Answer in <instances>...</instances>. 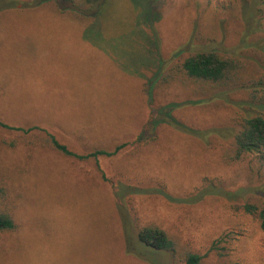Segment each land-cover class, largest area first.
<instances>
[{
    "label": "rangeland",
    "instance_id": "rangeland-1",
    "mask_svg": "<svg viewBox=\"0 0 264 264\" xmlns=\"http://www.w3.org/2000/svg\"><path fill=\"white\" fill-rule=\"evenodd\" d=\"M16 1L11 8L0 0V121L40 126L79 151L140 138L146 145L101 159L99 171L94 161L10 148L4 141L21 137L0 127V181L19 226L2 236L0 264H153L127 249L123 204L140 224H158L206 254L205 264H221L222 248L233 264H264L258 221L235 211L264 193V160L223 161L233 122L246 110L240 96L204 99L193 86L177 84L160 90L151 105L146 94L147 80L178 56L239 55L263 46L264 3L106 0L99 17L80 22ZM172 102L181 104L174 116L190 132L162 125L151 141L153 110ZM119 184L153 191L121 200ZM160 261L173 264L170 255Z\"/></svg>",
    "mask_w": 264,
    "mask_h": 264
},
{
    "label": "trees",
    "instance_id": "trees-1",
    "mask_svg": "<svg viewBox=\"0 0 264 264\" xmlns=\"http://www.w3.org/2000/svg\"><path fill=\"white\" fill-rule=\"evenodd\" d=\"M24 9H41L50 6L54 13L68 16L71 19L86 22L100 16L106 0H23ZM264 3V0H260ZM10 0L8 6L16 8L19 4ZM262 11L263 9L260 8ZM264 12V10H263ZM193 86L196 93L204 99L238 95L244 110L233 122L235 128L233 140L225 147L223 161L228 165L243 162L249 158L258 162L264 160V45L253 46L245 53L231 55L218 50L193 51L178 56L168 66H160L157 73L147 80L146 94L149 103H155L156 95L165 87L173 85ZM180 103H168L157 106L149 122L151 141L157 140L156 130L168 125L186 132L190 129L177 122L174 111ZM0 127L19 133L21 140H5L4 145L17 149L25 146L30 149L48 151L58 156L79 162L94 161L101 171L99 161L117 157L131 145H146L140 138L134 143L123 142L110 147L84 146L81 151L71 148L56 135L40 126L15 127L0 121ZM148 131V130H147ZM150 142V141H149ZM150 144V143H148ZM255 172V167L250 168ZM262 173L258 169L256 172ZM103 178H107L103 174ZM153 190L119 184L116 195L124 200L126 197L151 193ZM159 194L173 199L164 190H156ZM122 205V204H121ZM16 204L11 198L7 186L0 181V240L4 234H13L19 226L15 217ZM133 211V209H132ZM235 211L243 212L258 221L264 232V193L250 196L244 203L235 206ZM134 212V211H133ZM122 222L127 233V249L138 256L143 255L153 264H163L160 257L170 255L173 264H205L207 255L201 254L189 246L182 245L160 225L152 223L140 224V220L123 204L120 208ZM131 228L135 232L136 242L130 238ZM139 246V247H138ZM215 247V246H214ZM144 250H142V249ZM213 249V248H212ZM221 264H233L228 261L229 252L226 248L217 250Z\"/></svg>",
    "mask_w": 264,
    "mask_h": 264
}]
</instances>
